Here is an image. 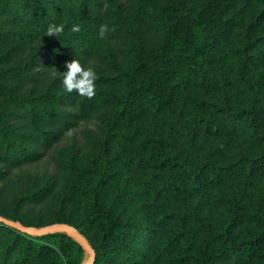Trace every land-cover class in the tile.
I'll return each mask as SVG.
<instances>
[{
  "label": "trees",
  "instance_id": "trees-1",
  "mask_svg": "<svg viewBox=\"0 0 264 264\" xmlns=\"http://www.w3.org/2000/svg\"><path fill=\"white\" fill-rule=\"evenodd\" d=\"M0 217L92 264H264V0H0ZM89 259L0 222V264Z\"/></svg>",
  "mask_w": 264,
  "mask_h": 264
},
{
  "label": "clouds",
  "instance_id": "clouds-1",
  "mask_svg": "<svg viewBox=\"0 0 264 264\" xmlns=\"http://www.w3.org/2000/svg\"><path fill=\"white\" fill-rule=\"evenodd\" d=\"M64 31V25L50 24L47 28V36L58 37ZM73 33H79L81 31L80 25H73L70 29ZM108 31L107 25L101 24L99 27L98 35L101 39L106 37ZM66 72L62 73L63 80L62 84L64 90L67 93H72L75 91L79 96L85 97L87 99H92L96 95V85L95 81L97 80V73L93 68H85L81 65L79 60L73 59L70 62H65ZM55 251L63 256V253L59 248H56Z\"/></svg>",
  "mask_w": 264,
  "mask_h": 264
},
{
  "label": "water",
  "instance_id": "water-1",
  "mask_svg": "<svg viewBox=\"0 0 264 264\" xmlns=\"http://www.w3.org/2000/svg\"><path fill=\"white\" fill-rule=\"evenodd\" d=\"M0 222H3L5 224H7L8 226H11L13 228H16V229L20 230L21 232H26V233L35 234V235H41V234H45V233H48V232H68V233H70L71 235H73L76 238V240L79 242V244L81 245V247L90 256L89 264H92L93 261H94V251L88 246V244L81 237V235L77 231H75L74 229H72L71 227H66V226H61V227L51 226V227H47V228L41 230V229H35V228H32V227L24 226L19 221L9 220V219H6L4 217H0Z\"/></svg>",
  "mask_w": 264,
  "mask_h": 264
},
{
  "label": "rangeland",
  "instance_id": "rangeland-1",
  "mask_svg": "<svg viewBox=\"0 0 264 264\" xmlns=\"http://www.w3.org/2000/svg\"><path fill=\"white\" fill-rule=\"evenodd\" d=\"M85 127H89V128H92L93 125L92 124H89V123H81L80 126H79V129H84ZM51 226H55V225H50V226H45V227H40V228H36V227H32V228H35V229H45L47 227H51ZM73 229V228H72Z\"/></svg>",
  "mask_w": 264,
  "mask_h": 264
}]
</instances>
